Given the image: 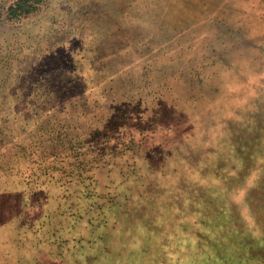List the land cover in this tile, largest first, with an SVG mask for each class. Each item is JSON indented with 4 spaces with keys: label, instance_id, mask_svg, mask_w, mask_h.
<instances>
[{
    "label": "rangeland",
    "instance_id": "rangeland-1",
    "mask_svg": "<svg viewBox=\"0 0 264 264\" xmlns=\"http://www.w3.org/2000/svg\"><path fill=\"white\" fill-rule=\"evenodd\" d=\"M16 1L0 264H264V0H45L20 20ZM109 136L141 147L85 200L80 146Z\"/></svg>",
    "mask_w": 264,
    "mask_h": 264
},
{
    "label": "trees",
    "instance_id": "trees-1",
    "mask_svg": "<svg viewBox=\"0 0 264 264\" xmlns=\"http://www.w3.org/2000/svg\"><path fill=\"white\" fill-rule=\"evenodd\" d=\"M44 1L45 0H17L8 9L9 17L16 20L26 18L29 15L36 13ZM263 66H264V59H261V61L258 63V65H256L255 68H260ZM251 69L253 68H250V70ZM89 142L90 141H86V144H89ZM249 142H251V140ZM134 144L141 147L140 142H136L131 138L114 139V137L109 136V137H105L104 141H102L95 149L85 148L83 146H80V175H79L80 197L89 201L94 200L96 197H98L99 196L98 194L100 193L97 191V188L95 186L94 176H93L94 172L99 170L100 168L107 169L109 167L107 162L110 156H113L112 158H117L119 156L125 155V152H132ZM117 147H121V148H117ZM123 149L125 151H123ZM95 153L98 154L95 156L93 155ZM262 183H264V181ZM71 186H78V185L71 184L69 185L70 189ZM263 190L264 188L263 186H261L260 191ZM255 194L256 192L254 193V195L250 197V201H252V205L257 204L258 202V200L255 199L256 198ZM81 210L82 212H84L88 209H84L83 207H81Z\"/></svg>",
    "mask_w": 264,
    "mask_h": 264
}]
</instances>
